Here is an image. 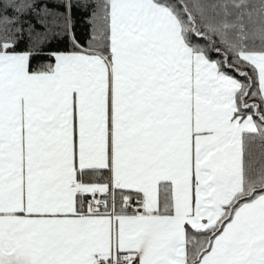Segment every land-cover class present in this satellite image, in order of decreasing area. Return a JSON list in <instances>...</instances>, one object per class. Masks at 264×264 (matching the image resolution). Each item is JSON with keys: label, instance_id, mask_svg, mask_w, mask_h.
Masks as SVG:
<instances>
[{"label": "snow or ice", "instance_id": "snow-or-ice-1", "mask_svg": "<svg viewBox=\"0 0 264 264\" xmlns=\"http://www.w3.org/2000/svg\"><path fill=\"white\" fill-rule=\"evenodd\" d=\"M0 264H264V0H0Z\"/></svg>", "mask_w": 264, "mask_h": 264}, {"label": "trees", "instance_id": "trees-1", "mask_svg": "<svg viewBox=\"0 0 264 264\" xmlns=\"http://www.w3.org/2000/svg\"><path fill=\"white\" fill-rule=\"evenodd\" d=\"M77 36L81 39L82 42H86L88 38V28L87 25L78 23L76 28Z\"/></svg>", "mask_w": 264, "mask_h": 264}]
</instances>
